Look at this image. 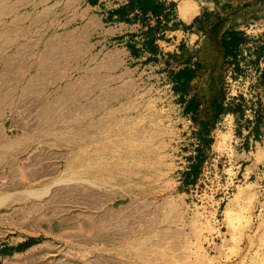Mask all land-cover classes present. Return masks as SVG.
Returning <instances> with one entry per match:
<instances>
[{
  "label": "rangeland",
  "instance_id": "374dc122",
  "mask_svg": "<svg viewBox=\"0 0 264 264\" xmlns=\"http://www.w3.org/2000/svg\"><path fill=\"white\" fill-rule=\"evenodd\" d=\"M168 1L171 54L106 90L86 45L15 40L41 0H0V264H264V0ZM216 17L245 31L239 68ZM186 57L196 119L171 82ZM211 94L233 110L207 130Z\"/></svg>",
  "mask_w": 264,
  "mask_h": 264
},
{
  "label": "crops",
  "instance_id": "0c3cea01",
  "mask_svg": "<svg viewBox=\"0 0 264 264\" xmlns=\"http://www.w3.org/2000/svg\"><path fill=\"white\" fill-rule=\"evenodd\" d=\"M114 7H116L114 0H41V8L30 16L33 21L30 19L26 25L16 27L20 30L25 28L26 34L17 35L15 40H19L20 37L25 43H49L54 38L52 36H57L54 41L58 43L76 45L80 49L82 44L86 45L89 52L85 51L84 54L79 52L80 55L74 58L88 57L93 62L88 68L90 76H105V89L109 90L112 81L108 78L114 75L119 63L132 60L137 62L136 67H140L154 60L152 64L155 66V58H158L161 50L160 46L156 53L148 50L146 52V49L140 47L136 52L131 51L129 44L137 38L142 41L140 37L143 36L146 24L138 20L118 17L112 12ZM171 27L165 28L164 34ZM30 32L32 34H29ZM135 45L137 47L138 44ZM147 59L148 62L145 61ZM122 71H130V66L124 65ZM171 82L174 83L173 80ZM182 107L184 110L183 102Z\"/></svg>",
  "mask_w": 264,
  "mask_h": 264
},
{
  "label": "trees",
  "instance_id": "16d2710c",
  "mask_svg": "<svg viewBox=\"0 0 264 264\" xmlns=\"http://www.w3.org/2000/svg\"><path fill=\"white\" fill-rule=\"evenodd\" d=\"M173 6L174 1L167 2V0H127L125 3L114 7L112 12L116 13L118 17L134 19L145 23L146 28L143 31L144 39L141 42V48L146 49L151 53H156L159 50L161 40H170L169 37L165 36L164 29L177 23V21L174 20ZM221 20L222 18L220 17H216V19L211 20L209 29L213 32H219V30L223 27ZM220 32L219 42L224 59L227 61L231 56L235 60V68H239L240 64L238 61H236L238 56L237 48L239 42L245 39V31L236 27H223ZM129 46L133 52H136L138 49L134 42H131ZM161 52L165 56L171 54L170 51L161 50ZM261 54L264 55V51H262ZM199 68L200 63L194 68L191 66L188 57L176 61V64L170 68V75L174 82L173 86L179 92V98L184 104V110L186 112H190L192 117L195 119L201 114L200 106L202 104V95L199 91H194L187 96L190 91V89L187 87L189 86L191 80L197 75ZM260 77L264 79V66H262L260 71ZM210 108L211 115H207V130L212 128L213 123L220 112L225 110H233L232 106L223 105L220 97L217 95L212 96V94L210 99ZM255 122L254 125L256 124ZM190 168L191 171H185V178H188L189 176L194 178L198 169L197 163H193L192 167ZM32 241L33 238L23 241L19 243L17 247H22Z\"/></svg>",
  "mask_w": 264,
  "mask_h": 264
},
{
  "label": "built area",
  "instance_id": "2783aa9c",
  "mask_svg": "<svg viewBox=\"0 0 264 264\" xmlns=\"http://www.w3.org/2000/svg\"><path fill=\"white\" fill-rule=\"evenodd\" d=\"M127 0H114V4H115V6H118V5H120V4H123V3H125ZM139 39V38H138ZM140 39H144V37L143 36H141L140 37ZM142 42V41H141ZM140 45L142 46V43H140Z\"/></svg>",
  "mask_w": 264,
  "mask_h": 264
},
{
  "label": "bare ground",
  "instance_id": "6f19581e",
  "mask_svg": "<svg viewBox=\"0 0 264 264\" xmlns=\"http://www.w3.org/2000/svg\"><path fill=\"white\" fill-rule=\"evenodd\" d=\"M185 9H186L185 7L181 8V13H183ZM185 13H186V12H185ZM184 15H185V14H184Z\"/></svg>",
  "mask_w": 264,
  "mask_h": 264
}]
</instances>
